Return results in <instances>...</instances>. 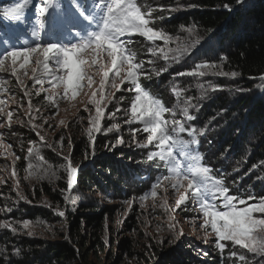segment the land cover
I'll return each mask as SVG.
<instances>
[{"label": "trees", "instance_id": "obj_1", "mask_svg": "<svg viewBox=\"0 0 264 264\" xmlns=\"http://www.w3.org/2000/svg\"><path fill=\"white\" fill-rule=\"evenodd\" d=\"M16 1L0 0L2 35L7 33L8 27L19 29L21 23L5 21L2 16L6 7ZM78 1L82 8L89 9V0ZM137 3L142 11L152 10L151 27L174 39L179 49H186L181 62L167 65L162 59H148V48L152 46L134 36L128 45L140 63L147 67L154 63L157 72L165 65L168 69L150 74L148 78L141 76L140 85L166 101L169 84L177 73L187 72L197 64L208 65L204 76L183 81L186 92H193L202 99L197 115L201 124L196 122L205 131L199 146L202 164L211 169V176L223 178L232 194L264 197V0H138ZM225 4L231 10L225 9ZM61 6L67 8L66 3ZM171 62H175L174 59ZM169 72L175 75L168 77ZM232 72L238 75L232 77ZM126 86L131 85L126 82L123 88ZM134 93L122 92L123 100L118 104L121 111L110 119L108 113L105 114L101 133L93 135L94 144L88 132L76 122L68 125L69 134L63 137L64 147L69 145L66 151L53 141L51 147L46 146L50 144L39 140L26 120L17 130L8 129L12 132L8 140L13 142L14 153L19 157L15 163L18 173L20 169L42 171L46 167L49 171L53 169V174L51 179L25 192L28 203L15 199L10 183L1 184L0 221L57 222L58 216L51 207L39 202L40 199L47 197L50 206L61 210L70 193L78 202L73 207H65L66 212L69 210L63 221L66 225L56 240L0 229V264H119L121 255L134 261L147 259V254L141 250L144 244L133 238L123 236L116 240L110 234L111 244L119 247V252L114 253L105 245L107 219L117 208L106 200L138 199L156 189L157 180L168 175L166 164L158 159L150 160L149 148L140 147L145 133L139 125L124 123L130 118L125 110ZM44 104L49 107L47 102ZM108 109L115 111L112 104ZM109 126H118L119 131L108 132ZM134 128L141 130L133 139L131 130ZM118 137H123V144L117 142ZM29 148L33 149L31 156ZM62 157L70 159L78 168L71 191L67 182L61 183L60 175L66 169ZM133 223V217L125 220L126 226L131 227ZM196 247L190 241L153 246L151 264L232 263L217 250L199 257Z\"/></svg>", "mask_w": 264, "mask_h": 264}, {"label": "snow or ice", "instance_id": "obj_2", "mask_svg": "<svg viewBox=\"0 0 264 264\" xmlns=\"http://www.w3.org/2000/svg\"><path fill=\"white\" fill-rule=\"evenodd\" d=\"M34 2L37 18L48 15V21L32 26L29 34L31 43L25 41L20 47L11 45L0 54V72H10L22 89L28 86L24 84L21 76L31 79L33 87L40 85L36 95L45 92L46 99L52 102V106L57 109L59 100L73 102L72 106L75 107L74 102L78 95L83 93L89 96L83 110L89 113L90 127L87 132L93 144V133H101V121L105 118L108 105L112 104L115 108V111L108 113L111 117L121 111V107L114 102L122 101L123 96L117 98L115 93L134 91L135 96L128 109L125 110V115L130 118L124 123H139L142 131L147 133L146 142L140 147L155 145L159 151L149 152L148 158L158 159L168 165L169 174L160 177L155 186L158 187L162 181L171 182V187L176 194H179V198L175 201L177 209L191 200L194 207L199 210L198 218L202 220L200 227L205 230L210 227L215 233L216 247L221 251L227 245L220 241H228L247 249L250 253L264 256V197L256 198L251 194L247 197H238L230 194V189L225 186L223 178L211 176V169L202 164V157L196 146L199 143L197 137L203 134V129H197L193 125L185 127L188 121L194 119L188 111L191 98H188V102L184 105L178 104L176 109H169L158 98L153 97L148 90L142 88L139 83V77L144 75L148 78V73L142 71L143 64L136 62L135 53L127 47V42L123 37L139 35L152 42L171 40L170 36L150 26L152 10L142 11L136 0H91L93 11L84 12L79 8L78 0H71L69 11L61 12L57 17L48 13V9L52 7L51 0H34ZM29 6V0H17L16 5L3 11V19L24 23L26 9ZM57 7L62 6L57 5ZM224 8L231 10L227 4ZM96 9L98 11H95ZM85 24L87 31L84 29ZM93 28L95 30H92ZM41 32L48 36L47 40L42 38ZM3 43L7 45L8 41L4 40ZM164 59H168L167 54L164 55ZM207 67L208 65H199L197 69ZM40 69L42 72L39 71ZM166 70L165 68L161 71ZM188 74L204 76L206 73L193 70ZM220 74L229 75V73ZM176 75H184V73ZM230 75L236 77L238 73L232 72ZM97 76L100 77L98 82L95 79ZM126 82L132 87L122 88ZM45 83L49 85L48 89L44 88ZM85 89L90 91L86 92ZM201 89L202 92L205 91L203 85ZM0 91H3L2 87ZM24 95L29 97L28 110L25 115L31 117L33 105L30 94L24 91ZM179 95L180 93L177 92L176 96ZM57 97L59 100L56 99ZM89 104L93 106L94 114L89 110ZM5 105L6 102L0 99V114L6 118L7 127L11 128L13 113L5 112ZM20 107L23 105L21 104ZM177 110L181 113L183 122L175 119ZM166 113H171L173 119H166ZM31 118L34 119V117ZM43 122L48 124L49 119L44 118ZM59 123L66 126L63 120ZM5 126V123H0V128ZM41 127L42 125H32L33 131L41 141H44L39 131ZM113 130L118 132L119 127L109 126L107 128L108 132ZM140 130V128L131 130L133 139L135 133ZM182 134H186L189 139L185 140ZM117 142L123 144V137H118ZM57 143L62 148L63 137H60ZM46 146L51 147V145ZM7 147L10 148L11 145ZM174 150L180 157L186 158V163H181V160L174 154ZM28 152L31 156L33 149L29 148ZM62 159L66 162L67 186L71 191L76 181L78 168L72 165L70 159L63 157ZM12 175H16L14 169ZM182 188L185 191L181 194ZM150 195L155 197L157 192L152 190ZM143 199L142 196L141 200ZM250 200L256 202L249 204ZM58 215L64 216V213L59 212ZM196 218L191 219L194 222ZM178 223L173 216L168 224L169 229L176 231ZM4 227L9 228L10 225L5 223ZM24 227H28V222L24 223ZM15 230V228L12 229V231ZM178 232L180 235L183 234L182 229ZM160 243L163 241L161 240ZM230 255L248 264L245 254L233 251Z\"/></svg>", "mask_w": 264, "mask_h": 264}, {"label": "rangeland", "instance_id": "obj_3", "mask_svg": "<svg viewBox=\"0 0 264 264\" xmlns=\"http://www.w3.org/2000/svg\"><path fill=\"white\" fill-rule=\"evenodd\" d=\"M67 0H51L52 7L48 9L49 14L56 15L59 17V14L61 12H68L70 9L71 2H66ZM138 0H136L137 2ZM30 6L26 9V15L24 18V23L19 24V29H12L11 27H8V31L5 35L0 34V54L4 53L9 46L16 45L17 47L22 46L25 41L28 43H31L30 39V32L32 30L33 25H38L40 22L47 23L48 21V15H45L43 17L37 18L35 12H36V6L34 0H29ZM66 3L67 8L63 7H57V5H62ZM17 4L16 2H12L9 4L7 8L12 7ZM79 4V1H78ZM139 5V4H138ZM79 8L82 9L84 12L93 11L91 8V0H89V9H84L82 6L79 5ZM95 11H98L96 9ZM85 31L88 30L87 25H84ZM92 30H95L94 28ZM41 36L44 40L48 39V36H45L43 32H41ZM134 36L139 35H133V36H125L123 39L127 42V47L130 49L128 43H130L131 40H133ZM140 39H143L144 41L148 42L151 46L148 48V59L152 60L151 57L162 59L163 62L167 65L171 64H177L182 61V59L186 56V49L183 47L179 49L176 46V43L174 39L171 38L170 41L165 42L162 40H156L154 42L148 41L146 38L139 36ZM7 40L8 44H4L3 41ZM163 49V51H161ZM131 50V49H130ZM183 50V51H181ZM132 51V50H131ZM133 52V51H132ZM135 53V52H133ZM167 54L168 59H164V55ZM174 59L175 62H171V60ZM136 62H140L138 59H136ZM143 64V63H142ZM164 65V64H161ZM164 66L163 69L166 68ZM202 64H197V66ZM197 66L194 68H191L189 71L184 72V75H176L172 83L169 84V98L165 101L161 99L159 96L152 95L153 97L158 98L162 104L169 109H176L177 105H184L188 102V98H191L190 105L188 107L189 114L194 117L193 120L188 121L185 124V127L188 125H193L197 129H202L199 127V125L196 123L198 122L201 124L200 119L197 118L198 111L201 110L202 106V99L199 98L195 93L193 92H186V87L183 83L185 80H190L192 78L197 79L198 75L193 76L189 75L188 73L193 70L201 71L199 68L197 69ZM153 67V68H152ZM211 67V66H210ZM209 67V68H210ZM149 68L150 71H147ZM157 67L154 66V63L151 64L150 67H147L146 65H143V72L148 73V75H153L156 73H161L156 71ZM167 69V68H166ZM168 70V69H167ZM39 71L42 72V69ZM175 70H173L174 72ZM205 73L208 72V68L204 71ZM19 75V73H18ZM172 75H175L173 73L169 72L168 77H171ZM143 76V75H141ZM141 76L139 77V83ZM21 79L24 80V84L28 87L26 89H22L19 82L11 75L10 72H0V87L3 88V91H0V99L4 100L6 102L5 112L11 111L13 113L12 117V126L15 127V130L18 129L17 126H20L21 124L28 125L31 130L33 131L32 125H37L42 127L39 129L40 135L44 137V140L48 142V144L51 145V141L55 142V144L60 148L59 143H57L60 139V137H66L68 133V125L73 124H81L84 128V131H87V129L90 127L89 121H88V115L89 113L85 112L83 110L84 104L88 102L89 96H85L83 93L78 95L77 100L74 102L75 107L72 106L73 102H69L67 100H59L57 97L56 99L59 100V107L58 109L56 107L52 106V102L48 101L46 99V93L41 92L39 95H36V91L40 88V85H35V87L32 86V80L25 78L21 76ZM97 82L99 81L100 77H95ZM130 84V83H129ZM131 85V84H130ZM142 86V85H141ZM95 87V86H94ZM129 87H132L129 86ZM44 88L48 89L49 85L47 83L44 84ZM123 88V86H122ZM128 88V86H126ZM143 88V87H142ZM146 89V88H144ZM148 90V89H146ZM24 91H28L30 94V99L33 105V109L31 110V117H34L32 119L29 115H25V112L28 110V96L24 95ZM55 91V90H53ZM59 91H62V89H59ZM84 91L89 92L90 90L85 89ZM123 91L116 92L115 95L117 98L122 95ZM127 91H125L126 93ZM179 92L180 95L177 97L176 93ZM121 93V94H120ZM135 96V93L134 95ZM47 102L49 104V107L44 104ZM120 103L119 100L115 101L114 104L118 105ZM23 105V107H20V105ZM89 110L94 114V108L91 104L88 105ZM109 108V105H108ZM106 110L105 114L109 113L110 109ZM36 109H39V111H36ZM58 112V114H56ZM130 117V116H129ZM166 119L172 120L173 115L171 113L165 114ZM44 118L49 119L48 124H44ZM111 116L109 117V119ZM175 119L178 121L183 122V117L181 113L177 110L175 114ZM65 121V125H61L59 121ZM22 121V123H21ZM103 121V120H102ZM101 121V124H102ZM0 123H5L4 128H0V186L3 183L5 184H11L13 187V190L15 192L17 200L21 201L22 203H28L29 201H26L25 199V192L28 190H32L34 186H37L42 181H45L46 179L52 178V170L49 171V168L45 167V170L42 171H31V170H21L18 173L17 169L15 168V163L18 161L16 155L13 150V142L11 140H8V136L12 133L9 131V127H7L6 118L3 116V114H0ZM49 124H51V127H49ZM132 124L136 125L138 124L139 127L142 129L141 125L139 123L133 122ZM80 125V126H81ZM86 129V130H85ZM36 135V132L33 131ZM143 132V131H142ZM144 133V132H143ZM205 131L203 130V134ZM98 133H93L94 136H96ZM202 134V135H203ZM202 135H199L197 137L199 143L196 146L198 149L199 154L201 155V150H199L200 146V140L202 138ZM37 136V135H36ZM146 136L147 133H145V139L143 143L146 142ZM183 138L185 140L189 139V137L186 134H182ZM57 137V138H56ZM39 138V136H38ZM58 139V140H57ZM40 140V138H39ZM69 141V139H68ZM70 142V141H69ZM11 145L10 148L7 146ZM64 147V145H63ZM62 147V148H63ZM69 147V145H68ZM66 145V148L63 149L66 151L68 148ZM61 148V149H62ZM149 148V152H155L159 151V149L155 146H149L146 147ZM14 154V155H13ZM174 154L177 155V158L181 160V163H186L185 157H180L179 154L174 150ZM65 161V160H64ZM165 163V162H164ZM166 164V163H165ZM167 169L168 165L166 164ZM52 167V166H50ZM15 171L16 175H12V171ZM169 174V171H168ZM60 178L62 179L61 183H66L68 180L67 171L64 169L63 175H60ZM186 183V182H185ZM32 187V188H31ZM157 192V196L152 197L150 195V192L142 195L144 197L143 201L141 200V197L137 198H130L126 200H113V199H107V204L109 205H115L117 208L115 209V213L111 216H108L107 219V233H106V239H105V245L109 246L110 249H113V252H119L117 248L119 247H113L111 244L112 236L110 234H113V238L116 240L121 239V237H130L133 238L134 241H138L141 244V250L145 251L147 254V259L142 258L140 261L138 260H132L128 258V256L121 255V258L119 260V264H151V261L153 260V246L158 245H169V244H176L179 241H190L197 246L196 248V254L199 257H203L204 255L208 254V251L217 250L219 253H223L225 258L227 260H230L229 264H244V262L239 261L237 258L232 257L230 255L231 252L235 251L239 254H245L248 258V264H264V256H260L258 254L250 253L247 251V249H243L238 245H233L232 242L228 241H220V243H224L227 245V247L221 251L216 247V237L215 233L212 232L210 227L205 230L200 227V224L202 223V220L199 219V210L194 207V204L191 200H189L186 205H181L179 209L175 208V201L179 198V194H176L174 189L171 187L170 181H162L156 189H154ZM185 191V189H181L180 193L182 194ZM230 194H232L230 192ZM234 195V194H232ZM39 202H43L45 206L47 205L49 208L53 210V213L58 216L57 222H43L39 220L35 221H12L10 220H3L0 221V229H8L10 231L11 229L15 228L16 230L13 231V233L23 236H37L40 238H43L45 240H56L60 233H63V229L65 228L66 221L65 216L69 213V210L66 212L65 207L70 206L73 207L75 204H77L78 199L75 198L74 194L70 193L67 195L62 210L57 207H52L49 204H51L50 200L47 197H44L40 199ZM256 201L250 200L249 204L255 203ZM52 205V204H51ZM186 209V210H185ZM74 210V209H73ZM72 210V211H73ZM63 212L64 216H59L58 213ZM174 216L175 221H178L179 223L176 225V231L169 229L168 224L172 220V217ZM133 217L134 223L131 227L125 225V220ZM197 217L195 221L191 218ZM28 222V227H24V223ZM7 223L10 225L9 228H5L4 224ZM182 229L183 234L180 235L178 230ZM113 230V232H112ZM31 233V234H29ZM110 239V240H108ZM113 239V240H114ZM163 241V243H160V241ZM107 241L109 242V245L107 244ZM146 244V245H145ZM150 246V247H149ZM140 248V247H139ZM149 249V250H147ZM104 255V253H103ZM103 255H100V257H103ZM103 260V258H100ZM126 261L123 262V261ZM198 264H204V263H198Z\"/></svg>", "mask_w": 264, "mask_h": 264}]
</instances>
